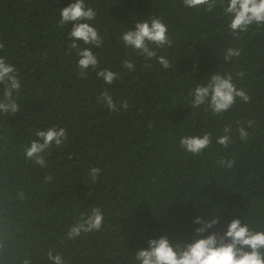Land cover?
Wrapping results in <instances>:
<instances>
[{
	"label": "trees",
	"instance_id": "1",
	"mask_svg": "<svg viewBox=\"0 0 264 264\" xmlns=\"http://www.w3.org/2000/svg\"><path fill=\"white\" fill-rule=\"evenodd\" d=\"M72 2L0 0V57L19 70L22 85L20 111L0 113V264H54L50 251L63 264H141L138 251L165 235L183 247L223 235L234 219L264 231V28L234 38L221 7L207 13L185 8L183 0H86L97 12L89 23L104 39L100 48L86 47L99 59L97 70L119 73L108 85L92 69L78 77L79 57L68 49L72 24L58 23L60 9ZM151 16L163 19L173 40L158 51L169 69L155 59L145 68L144 57L120 39ZM229 47L243 50L230 63L223 59ZM125 59L133 71L123 67ZM240 71L243 77L235 75ZM216 72H232L251 101L237 98L222 115L204 105L193 109L189 92ZM105 90L117 111L98 102ZM248 120L255 124L244 142L237 122ZM229 124L225 149L216 139ZM56 125L67 129L68 141L43 153L48 167L42 168L25 148L37 130ZM205 132L212 145L202 154L180 146L182 137ZM221 158L236 164L221 167ZM90 167L102 170L97 183ZM97 206L102 227L70 238L71 227ZM197 217L219 222L198 235Z\"/></svg>",
	"mask_w": 264,
	"mask_h": 264
},
{
	"label": "clouds",
	"instance_id": "2",
	"mask_svg": "<svg viewBox=\"0 0 264 264\" xmlns=\"http://www.w3.org/2000/svg\"><path fill=\"white\" fill-rule=\"evenodd\" d=\"M183 5L185 8L202 9L207 13L213 12L218 6L221 7L223 14L229 19L228 29L237 39L241 34L247 33L252 26L257 29L264 28V0H183ZM59 15L58 23L61 27L72 24L69 32L72 43L68 44V49L69 51L75 50L79 57L78 77L86 79L88 70L92 69L96 72L97 78L111 85L118 79L119 73L107 68L97 70L99 59L91 48L86 47L91 45L100 48L104 43L99 30L89 23L96 19L97 12L86 3V0H74L68 6L60 9ZM120 39L126 48L132 49L144 57L145 68L151 67V64L147 62L153 59L157 60L164 69L171 67L168 58L158 55L160 49L173 46L168 26L162 18L151 16L137 20L134 29L130 27L122 33ZM81 43L85 47H81ZM4 47L5 44L0 42V49ZM242 51L241 48L229 47L226 49L223 59L230 63L233 58L241 57ZM123 67L133 71L135 64L131 60L125 59ZM235 75L243 77L245 73L240 71ZM0 85L3 86L2 94H0V113L16 114L21 109L18 97L22 85L19 70L9 62L7 57H0ZM189 96L192 97L189 104L193 109L204 105L206 110H210L213 115H222L231 109L237 98L244 103L251 101L249 93L245 89L237 87L232 72H216L210 75L206 80L198 82L189 92ZM97 99L110 111L118 110L117 103L107 90ZM120 103L125 110L128 109L127 100H122ZM254 124V120H248L246 123L237 122L236 131L239 133L240 140L248 141L249 133L246 129ZM223 133L217 137L216 143L227 149L232 142V125L225 126ZM35 137L36 139L31 141L30 146L25 148V155L40 167L47 168L48 164L43 153L52 150L53 147L59 150L62 146H66L68 132L66 128L56 125L46 130H37ZM211 145L212 134L210 132H205L202 136H184L180 140V146L193 155L202 154ZM217 163L221 167L232 169L236 160L235 158H221ZM101 171L99 167H90L88 175L92 183L99 181ZM45 179L51 181L52 177L47 176ZM103 221L102 208L93 207L90 213L86 214V218L82 216L81 222L71 227L68 236L72 238L79 236L82 231L99 230ZM195 222L203 225L196 230L199 235L212 228L219 220L214 218L205 222L201 217H197ZM48 257L54 261V264H63L62 258L59 255H53L51 251L48 253ZM136 259L141 261V264H264V231H254L247 224H242L240 219H234L223 235L218 237L213 233L206 238L187 243L183 247L173 245L166 235L159 239H152L149 241L147 249L138 251Z\"/></svg>",
	"mask_w": 264,
	"mask_h": 264
}]
</instances>
